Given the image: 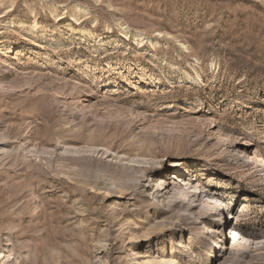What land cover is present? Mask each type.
I'll return each mask as SVG.
<instances>
[{"label": "rangeland", "instance_id": "1", "mask_svg": "<svg viewBox=\"0 0 264 264\" xmlns=\"http://www.w3.org/2000/svg\"><path fill=\"white\" fill-rule=\"evenodd\" d=\"M259 148L264 0H0V264H264Z\"/></svg>", "mask_w": 264, "mask_h": 264}, {"label": "bare ground", "instance_id": "2", "mask_svg": "<svg viewBox=\"0 0 264 264\" xmlns=\"http://www.w3.org/2000/svg\"><path fill=\"white\" fill-rule=\"evenodd\" d=\"M81 10L82 9L80 8V11ZM76 14H77V12H76ZM75 19L78 20L80 18H78V16L76 17V15H75ZM120 25H121L120 26L121 27V32H123L125 37H128L130 35V33L132 32L131 28L128 25L124 24V23H120ZM35 26L38 27V24L36 23ZM145 39H147V36L145 34H143L141 32H136L135 33V40H139V42H143ZM149 41H150L151 45H155L156 43H158V41L155 40L154 38H150ZM258 151H260V153H263L262 158H261L262 161H263L264 160V148H259ZM259 158L260 157L258 156V159ZM254 161H256V159H254ZM175 178H176V180L173 181V182H171V181H169L167 179L163 180L161 182V184L158 187H156V189L154 191V193L156 194V197L163 198V197H165V195H168V198H170V200L172 202V205L173 204H175V205L179 204V205H182V206H186V208L189 209V210H193L195 212V215H197L198 220L204 221L205 219L211 217L214 212H210V214L207 215V213H208L207 211L208 210L207 209H204V210L201 209V205H202L201 195H202V193L200 192L198 194V192H199L198 189H196V190L194 189L195 191L194 190H189L188 192H183V191L187 190L188 187L191 188L193 185L192 186H191V184L189 185V182H188L187 178L183 177V174H181L179 172L175 173ZM199 180H202V179H199ZM189 192H192V195H188V194H190ZM149 196H150V194H148V197ZM209 204L215 206L214 203L212 202V200H209ZM141 215L142 214H140L138 216V221H141ZM226 222H227V220H225L224 223H226ZM140 225H141L140 223H135L131 227V231H130V233H128L129 237H130V240H132V242H136L138 240L139 241L140 240L141 241L142 240H148V242H150V237H151L152 233L148 232V230H147V232H146V230L141 232L139 229H137V228L141 227ZM232 229H233V232H234V236L230 237L231 238L232 249L228 248L222 254H218L217 253L213 260H217V259H219V257L221 255H225L227 253L229 255H231L232 257H239L240 256L238 254V251H241L243 249V246H242L243 236H242V233H241V231L239 229L238 224L234 225V227ZM171 241L175 242L173 237H171ZM222 245H223V240L220 241V247ZM150 246L151 245H149V247ZM184 246H186V245H184ZM176 248L174 246L172 247V251L174 253L171 254V256L168 255V257L167 256H162V257L158 256V257H156V256L152 255L153 251L150 248V250L147 252V253H150V254L144 255L143 256V258H144L143 261H137V262H135L133 264H182L181 261H179L177 259V256H176V250L177 249ZM211 254H212V256H211V258H212L213 257V252H211ZM10 258L11 257L8 256L7 260L4 262V264H10V262H11ZM134 260H136V258H134Z\"/></svg>", "mask_w": 264, "mask_h": 264}]
</instances>
